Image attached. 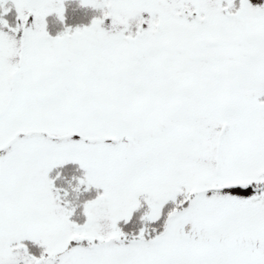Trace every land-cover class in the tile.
I'll use <instances>...</instances> for the list:
<instances>
[{
    "label": "snow or ice",
    "instance_id": "1",
    "mask_svg": "<svg viewBox=\"0 0 264 264\" xmlns=\"http://www.w3.org/2000/svg\"><path fill=\"white\" fill-rule=\"evenodd\" d=\"M0 264H264V0H0Z\"/></svg>",
    "mask_w": 264,
    "mask_h": 264
}]
</instances>
